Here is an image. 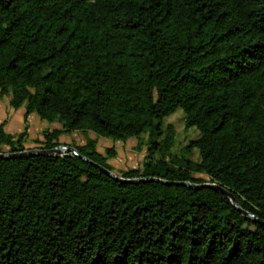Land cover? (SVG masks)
Instances as JSON below:
<instances>
[{"label":"trees","instance_id":"trees-1","mask_svg":"<svg viewBox=\"0 0 264 264\" xmlns=\"http://www.w3.org/2000/svg\"><path fill=\"white\" fill-rule=\"evenodd\" d=\"M0 96L24 117L145 143L0 159V264H264V0H0ZM199 135L173 153L178 109ZM0 122V152L28 150ZM81 156L86 157L83 159ZM196 173L207 177L196 176ZM256 219V220H255Z\"/></svg>","mask_w":264,"mask_h":264},{"label":"rangeland","instance_id":"rangeland-1","mask_svg":"<svg viewBox=\"0 0 264 264\" xmlns=\"http://www.w3.org/2000/svg\"><path fill=\"white\" fill-rule=\"evenodd\" d=\"M24 108L16 111L12 110L9 105L8 96H0V122H8L13 118L12 125L9 126V130L15 133L24 130L27 124V137L25 145L30 149H37L40 146L39 140L43 139V132L45 130H51L53 128H62V124L58 121L50 122L41 119L39 115L33 113L28 117L27 122L24 117ZM185 114L182 109H178L174 114L165 119L166 124H172L175 129V145L172 149L173 153L186 154L192 160H199L200 154L197 148H194L190 153H185L184 147L195 139L199 132L195 128L185 129ZM94 140L97 142L98 150L105 152L106 147H114L117 150L116 157L110 160V163L114 166L115 171L124 170L127 168L141 166L145 156L147 155V147L145 143H140L138 139L130 138L127 141L113 140L110 137L100 135L94 131H82V130H70L63 132L60 137V145H68L71 147H77L85 144L87 140ZM59 145V146H60ZM9 148L5 147V151L8 152ZM196 176L206 178L205 174L196 173Z\"/></svg>","mask_w":264,"mask_h":264},{"label":"water","instance_id":"water-1","mask_svg":"<svg viewBox=\"0 0 264 264\" xmlns=\"http://www.w3.org/2000/svg\"><path fill=\"white\" fill-rule=\"evenodd\" d=\"M66 151L69 152H75L76 154H78V152L75 150L74 147L68 146V145H60V146H56L52 149H30V150H23V151H1L0 152V159H11V158H17V157H26V156H30V155H35V154H49V155H61L62 153H65ZM83 159H86V157L81 156ZM102 172H104L105 174L118 179V180H125L131 183H136V182H140V181H162L164 183H170V184H177V185H186V186H191L194 188H202V187H211V188H215V189H220L224 194H226L229 199L233 202L235 207H238L241 212H243V214H245L246 216L249 217H253V215L243 209H241L239 207L238 201L235 198V196L233 195V193L229 190H227L224 187H220L219 185H217L216 183H209V182H205L202 184H198V183H194V182H188V181H167V180H161L159 178H155V177H144V178H137V179H123L122 177H120L116 172L100 165V164H95ZM256 220V219H255Z\"/></svg>","mask_w":264,"mask_h":264},{"label":"crops","instance_id":"crops-1","mask_svg":"<svg viewBox=\"0 0 264 264\" xmlns=\"http://www.w3.org/2000/svg\"><path fill=\"white\" fill-rule=\"evenodd\" d=\"M12 110H14L13 108H11ZM14 111H16V110H14ZM31 115H33V114H31ZM30 115V116H31ZM30 116H29V118H30ZM13 120V118L11 119V120H9L7 123H6V129H7V131H9V132H11V133H15V132H12V131H10L9 130V126H11L12 125V121ZM2 122V121H1Z\"/></svg>","mask_w":264,"mask_h":264},{"label":"built area","instance_id":"built-area-1","mask_svg":"<svg viewBox=\"0 0 264 264\" xmlns=\"http://www.w3.org/2000/svg\"><path fill=\"white\" fill-rule=\"evenodd\" d=\"M74 154H76L75 152H73Z\"/></svg>","mask_w":264,"mask_h":264}]
</instances>
